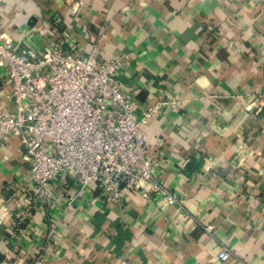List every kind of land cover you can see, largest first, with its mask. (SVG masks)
I'll use <instances>...</instances> for the list:
<instances>
[{"label": "crops", "instance_id": "0c3cea01", "mask_svg": "<svg viewBox=\"0 0 264 264\" xmlns=\"http://www.w3.org/2000/svg\"><path fill=\"white\" fill-rule=\"evenodd\" d=\"M255 0H0V31L18 47H80L120 57L118 81L142 129L161 138L157 175L177 212L126 189L114 205L98 188L15 211L32 192L16 137L0 145V264H264V6ZM0 109H11L0 63ZM213 226L210 232L207 226ZM226 248L231 257L218 259Z\"/></svg>", "mask_w": 264, "mask_h": 264}, {"label": "built area", "instance_id": "2783aa9c", "mask_svg": "<svg viewBox=\"0 0 264 264\" xmlns=\"http://www.w3.org/2000/svg\"><path fill=\"white\" fill-rule=\"evenodd\" d=\"M255 1V7L264 6V0ZM0 63L7 68L11 102V109H0V145L16 137L31 170L32 192L13 214V233L22 232L31 209L65 195L73 200L88 187L100 189L114 205L133 189L184 211L183 200L157 175L161 138L150 142L142 129L168 103L147 106L138 120L132 97L118 81L120 57L96 61L93 51L85 55L60 42L18 47L0 31ZM43 250L32 264H44ZM231 254L222 248L217 256L224 262Z\"/></svg>", "mask_w": 264, "mask_h": 264}]
</instances>
